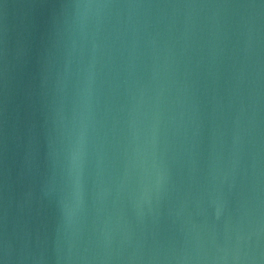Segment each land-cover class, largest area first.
Wrapping results in <instances>:
<instances>
[{
  "label": "water",
  "instance_id": "obj_1",
  "mask_svg": "<svg viewBox=\"0 0 264 264\" xmlns=\"http://www.w3.org/2000/svg\"><path fill=\"white\" fill-rule=\"evenodd\" d=\"M264 264L262 0H0V260Z\"/></svg>",
  "mask_w": 264,
  "mask_h": 264
},
{
  "label": "clouds",
  "instance_id": "obj_2",
  "mask_svg": "<svg viewBox=\"0 0 264 264\" xmlns=\"http://www.w3.org/2000/svg\"><path fill=\"white\" fill-rule=\"evenodd\" d=\"M0 264H6V259L0 260Z\"/></svg>",
  "mask_w": 264,
  "mask_h": 264
},
{
  "label": "snow or ice",
  "instance_id": "obj_3",
  "mask_svg": "<svg viewBox=\"0 0 264 264\" xmlns=\"http://www.w3.org/2000/svg\"><path fill=\"white\" fill-rule=\"evenodd\" d=\"M262 2H264V0H262Z\"/></svg>",
  "mask_w": 264,
  "mask_h": 264
}]
</instances>
